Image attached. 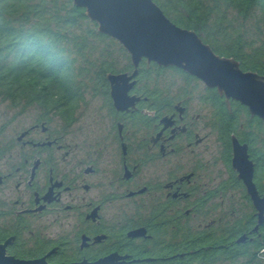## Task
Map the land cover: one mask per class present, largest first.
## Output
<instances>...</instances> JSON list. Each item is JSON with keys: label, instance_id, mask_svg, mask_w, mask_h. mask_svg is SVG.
Here are the masks:
<instances>
[{"label": "flooded vegetation", "instance_id": "1", "mask_svg": "<svg viewBox=\"0 0 264 264\" xmlns=\"http://www.w3.org/2000/svg\"><path fill=\"white\" fill-rule=\"evenodd\" d=\"M154 66L160 86L144 78ZM139 69L125 110L108 81L94 90L90 137L76 141L69 105H35L36 120L0 138L3 256L28 262L56 248L44 264L114 253L129 256L114 263L148 259L127 264H264V118L179 68L144 59ZM174 70L193 83L163 82Z\"/></svg>", "mask_w": 264, "mask_h": 264}, {"label": "trees", "instance_id": "2", "mask_svg": "<svg viewBox=\"0 0 264 264\" xmlns=\"http://www.w3.org/2000/svg\"><path fill=\"white\" fill-rule=\"evenodd\" d=\"M153 2L218 55L233 58L243 71L264 75V0ZM251 19L252 30L247 26ZM110 45V37L99 33L72 0H0V100L23 109H78L88 84L91 90L105 89L107 74L132 68L130 62L120 69L108 60ZM159 73L157 66L145 68L144 78H156L152 85L160 86ZM166 73L165 83L174 77L193 83L178 70L168 73L172 78Z\"/></svg>", "mask_w": 264, "mask_h": 264}, {"label": "water", "instance_id": "3", "mask_svg": "<svg viewBox=\"0 0 264 264\" xmlns=\"http://www.w3.org/2000/svg\"><path fill=\"white\" fill-rule=\"evenodd\" d=\"M72 1L75 6L86 10V16L98 25L99 33L119 42L131 56L134 67L132 75L110 73L106 76L118 110L127 109L128 103L135 101V98H128V93L136 85L140 64L146 59L149 64L156 63L160 67L179 68L200 79L207 87L218 88L228 100L234 99L246 105L253 115L264 118V77L254 72H244L240 63L233 58L216 55L196 32L178 27L170 21L153 0ZM238 155L237 152L236 161ZM247 183L249 193L257 200L254 185L251 181ZM257 208L263 216L264 199L260 200ZM11 239L0 246V264H44L43 258L56 249L42 259L24 262L3 256ZM124 257L114 253L95 263H87L84 259L77 264H127L148 260L114 263L116 259Z\"/></svg>", "mask_w": 264, "mask_h": 264}, {"label": "rangeland", "instance_id": "4", "mask_svg": "<svg viewBox=\"0 0 264 264\" xmlns=\"http://www.w3.org/2000/svg\"><path fill=\"white\" fill-rule=\"evenodd\" d=\"M247 26L250 30H252L254 21L251 19ZM110 39L111 45L108 50L110 53V58L108 60L114 62L120 69H124L129 64V62L132 65L131 56L128 51L119 42L113 38ZM103 47L104 44H99L100 49ZM167 78L172 77L168 74ZM174 79L177 80L178 77H174ZM170 80L171 79H168L167 81ZM178 82L179 81L177 80L176 83ZM84 92L85 101L89 103L85 104V102H83L86 107L85 105H82L81 109H75L72 114L73 119H75V125L72 127V129L73 133L75 134L76 141L90 137L89 130H92L93 126L89 125V123H91L93 120L96 107L101 103V98L94 93V90H91V86L89 84ZM39 114L40 111L36 106L23 109L21 106L14 107L11 103L2 102L0 100V138H14L18 134L19 130L28 127L34 120L38 118Z\"/></svg>", "mask_w": 264, "mask_h": 264}]
</instances>
